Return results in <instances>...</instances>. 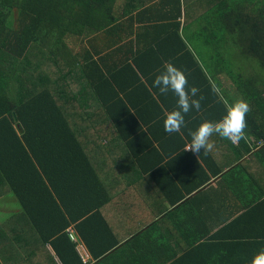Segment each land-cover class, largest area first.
<instances>
[{
	"label": "trees",
	"instance_id": "16d2710c",
	"mask_svg": "<svg viewBox=\"0 0 264 264\" xmlns=\"http://www.w3.org/2000/svg\"><path fill=\"white\" fill-rule=\"evenodd\" d=\"M144 3L0 0V199L8 190L23 210L15 218L24 217L18 230L0 224V264H85L70 237L72 227L97 258L117 250L125 229L115 228L108 213L120 184L133 193V170L121 164L139 160L130 142L135 136L145 143L142 153L148 151L152 161L159 155L163 161L168 152L184 154L191 131L226 113L213 91V85L222 87L221 76L235 87L234 94L223 90L230 103L241 97L250 103L247 139L234 145L214 135L208 157L203 151L186 156L209 168L207 160L217 151L225 165L204 170L205 180L212 179L207 173L222 180L240 173L252 212L264 209V0H189L184 7L181 0H162L138 10ZM166 61L185 70L189 86L200 90L197 98L204 97L199 112L186 114L181 133L164 129L165 114L176 108L178 97L154 86ZM157 160L154 167L163 163ZM150 190L138 193L148 197ZM119 201L126 204L128 197L122 194ZM123 208L114 211L126 214ZM163 213L137 228L158 233L177 227L170 212ZM183 217L178 221L190 225ZM217 219L202 222L206 234L199 239L217 240L209 236ZM54 221L59 226L45 242L27 234L32 228L36 235L47 232L40 222ZM104 230L111 242L95 252ZM52 238L57 241L51 250Z\"/></svg>",
	"mask_w": 264,
	"mask_h": 264
},
{
	"label": "crops",
	"instance_id": "0c3cea01",
	"mask_svg": "<svg viewBox=\"0 0 264 264\" xmlns=\"http://www.w3.org/2000/svg\"><path fill=\"white\" fill-rule=\"evenodd\" d=\"M137 1H145L141 6H137L138 10L144 9L147 5H156L162 2V0ZM188 1L181 0L182 6L186 5ZM122 8L128 10L126 4L122 5ZM129 9L134 10L133 7ZM136 26L138 27L139 24ZM223 77H220L222 87H217L219 93L223 95V90H227L229 94H234L235 90L232 91V88H230L233 87L230 79H223ZM140 142V139H136L135 136L130 142L132 144L131 148H133L135 155L139 156V160L126 158V162H121L123 166L133 170V182H136L131 187L133 193L120 184L115 194L116 199L114 198L115 200L112 201L113 206L111 208L113 210L110 208L108 213V218L112 219L115 228H118V230L119 228L125 229L121 234L123 236L120 239L121 246H118L117 250L109 252L104 257H102V254L100 256L102 258L99 259L80 236L77 242L72 239L77 244V250L84 263L203 264V261H205L210 262V264H250L253 255L264 248V209L262 212H252L248 204L249 199H247L249 198V186L248 182L244 180V175L234 172L227 176L230 178L229 180H222L224 176L216 178L212 173H207L210 174L212 179L206 181L204 170L206 172H209V170L216 171L225 165L217 151L214 152V160H207L209 168L201 162L199 164L202 169L197 167L195 162L187 157L192 155L190 151H184L185 155L178 153L171 157L168 156L170 153L167 151L168 153L162 156L163 161H161L160 155L157 157L163 163H159L154 167L153 164L157 163V158L153 161L146 158L150 154L148 151L142 153L145 143ZM164 146L170 148L169 145L166 146L165 144ZM115 149H117L115 157L118 155L120 158L119 147H115ZM203 155L208 157L206 154ZM118 164H116L117 168L121 169L122 166ZM135 177H138V179L135 180ZM152 178L155 179V184H153ZM158 180H161L163 184ZM148 187L152 188L148 197L138 193L143 188ZM122 194L128 197L126 204L119 201ZM261 203H264V199L260 202V206L263 207ZM123 206L128 209L126 214L114 211V208L117 211L118 209H124ZM22 212L18 199L6 190V195L0 199V224L9 227H11L9 224H12L14 230H18L19 224V228L23 225L24 217H16V219L15 216ZM162 212L165 214L170 212L173 217L172 222L176 220L177 227L172 225L165 232H161V230L158 233L148 228L145 229L146 227L143 229L137 228L142 223L148 224L152 223L154 219L157 220L159 217L156 215ZM177 213H179L178 216ZM135 214L141 217V221H134ZM184 215H187L186 218L183 217ZM218 216L220 219L212 224L214 227L209 232V236L217 235V240L199 239L198 237L205 230L201 228L202 222L215 219ZM180 217L190 219L189 224L191 226L180 223L178 221ZM40 224L47 232H38V235H36V231L32 228L27 234L42 242L46 241V235L49 236L53 232V228L59 226L55 221L53 225H45L42 222ZM70 230L77 233L75 227ZM103 232H105L104 240H101L95 246V252L107 246L108 240L111 242L108 230ZM20 238H22V235ZM56 239L52 238V242L48 243L51 250L53 249L51 243H55ZM208 244L212 246L211 249L207 248Z\"/></svg>",
	"mask_w": 264,
	"mask_h": 264
},
{
	"label": "clouds",
	"instance_id": "9594fccd",
	"mask_svg": "<svg viewBox=\"0 0 264 264\" xmlns=\"http://www.w3.org/2000/svg\"><path fill=\"white\" fill-rule=\"evenodd\" d=\"M154 86L161 94L171 91L178 97L176 108L165 114L164 129L169 134L181 133L182 127L185 126L186 114L193 108L197 112L201 110V101L204 97L201 95L197 98L200 90L196 86H189L185 70L171 61L164 63L162 70L155 77ZM213 91L219 95L220 101L225 105L226 113L219 121L203 120L194 131H191V141L185 145L183 151H190L197 156L201 151L206 155L213 153L215 144L211 138L214 135L227 139L234 145L239 144L242 139H247L245 129L247 127L246 117L251 111L250 103L243 97L230 103L219 93L216 85H213ZM70 236L73 241H78L76 233L71 230ZM250 264H264V248L253 255Z\"/></svg>",
	"mask_w": 264,
	"mask_h": 264
},
{
	"label": "rangeland",
	"instance_id": "374dc122",
	"mask_svg": "<svg viewBox=\"0 0 264 264\" xmlns=\"http://www.w3.org/2000/svg\"><path fill=\"white\" fill-rule=\"evenodd\" d=\"M200 25H203V24H200ZM195 30L197 29V27L195 26V28H194ZM239 53V47L238 46H236L235 45V51H233V53H232V55L234 56V58H237V54ZM221 53V52H220ZM243 55H241L240 54V59H243L242 61H244V62H247L248 60H246V59H244V57H242ZM229 61V60H228ZM235 62H236V60H235ZM227 66V65H226ZM228 68V67H227ZM234 71L235 70V68L232 66V65H229V70L230 71H232V70ZM247 70H248V72H250L251 71V68L250 67H247L246 68ZM228 70V69H227ZM244 71H245V69L243 70V72H242V74H244ZM236 74H238V73H236ZM230 76V75H229ZM225 77V78H224ZM223 77V79H227V76H224ZM227 80H229V79H227ZM235 81V80H234ZM230 83H232V82H230ZM229 85V84H228ZM231 85V84H230ZM230 88H232V91L233 90H235V89H233V87H230ZM86 259H87V257H86Z\"/></svg>",
	"mask_w": 264,
	"mask_h": 264
},
{
	"label": "built area",
	"instance_id": "2783aa9c",
	"mask_svg": "<svg viewBox=\"0 0 264 264\" xmlns=\"http://www.w3.org/2000/svg\"><path fill=\"white\" fill-rule=\"evenodd\" d=\"M72 237L75 238L73 234H72Z\"/></svg>",
	"mask_w": 264,
	"mask_h": 264
}]
</instances>
